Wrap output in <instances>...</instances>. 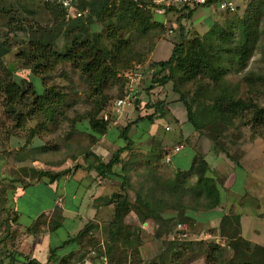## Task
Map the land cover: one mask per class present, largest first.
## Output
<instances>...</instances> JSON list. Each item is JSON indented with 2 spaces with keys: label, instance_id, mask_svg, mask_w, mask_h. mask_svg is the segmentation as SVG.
<instances>
[{
  "label": "rangeland",
  "instance_id": "374dc122",
  "mask_svg": "<svg viewBox=\"0 0 264 264\" xmlns=\"http://www.w3.org/2000/svg\"><path fill=\"white\" fill-rule=\"evenodd\" d=\"M231 1L235 7L234 12L231 13L218 10V4L214 2L191 7L192 9H185L181 5H174L171 9L152 6L156 10L154 12L153 9L150 23L157 25L156 27L146 33H139L136 30L119 33V36L125 39L130 46L132 43V51L141 56V59L138 63L132 61L131 67L123 70V73L120 72L121 70L117 71V81H108L104 85L102 96L107 99L105 105L108 106L112 100L123 96L121 92L126 90L122 88L120 91V82L126 71L139 68L141 73H144V79L135 94L137 99L134 100L133 108L129 107L125 110L124 118L118 120L113 116V111L112 114L108 111L111 121L108 123L107 132L102 136L96 137L87 129L84 116L91 109L93 98L88 95V88L83 84L80 75L67 64L54 68L43 82L44 86L53 87L55 91L62 94L61 108L53 120L41 115L30 116L23 120L19 128H16L13 117L17 112L26 116L27 108H14V114L11 115L4 108L3 96L0 93V264H22L25 258H32L31 260L38 264H48L46 257L28 249L31 241L26 239L27 236H31V233L18 224L24 225L29 220L32 221V217L39 212L40 208L49 204L48 198L58 194H56V185H62V179H68L69 181L64 182V185L66 188L73 189L71 180L75 181L83 175L86 183L94 182L93 186H87L86 202L90 206H97L98 209L95 217H91V221L79 224L81 229L78 230L80 233L82 230V233L76 244L77 251L70 254V258H64L62 264L75 263L83 257L87 249H90L89 251L96 249L94 248L95 243L105 247L114 208L113 203L107 204L110 197L117 194L133 207L138 191L140 197L158 196L159 192H155L152 196L148 195L149 187L153 186L149 180H145V184L141 182L149 179L148 175H153L160 182L172 181L178 172L172 167L190 165L191 154L186 147L193 150L194 158L204 161L207 167L206 175L211 177L216 185L219 203L214 211L221 210V214L232 216L241 204L244 206L248 204L245 210L256 215L264 211V128L251 124L252 114L250 112L237 113L235 118L227 123L221 122L214 115L202 112L208 108L213 98L200 99L194 96V93L198 86L206 85L210 88L211 82L197 73L189 75L185 67L179 69L174 67L175 64L171 71L167 67L161 70L157 66V63L165 61L161 59H166L169 55L167 50L171 51L176 46L182 45V57L187 46L191 50L190 55V53L194 54L195 51H199L200 45L203 52L208 55L212 53L215 65L223 68L221 80L224 82L226 91L234 99L245 103L251 102L253 106L263 108L264 0H262L261 13L255 17L256 34L251 35L253 38L248 36L249 42L254 41V43L250 55L241 65L243 67L236 65L229 52L242 41L245 35L242 34V28L239 25L247 15L248 6L251 3L257 4L259 0ZM42 2L44 1L4 0L2 2L0 43H6L9 49L2 61L5 69L14 75L12 79L19 77L33 82L36 79L29 70L22 69L18 54L22 52L31 37L28 33L30 26L50 24L49 17L41 9ZM191 10L192 14H189ZM9 20L13 23H9ZM109 22L112 26H108L107 21L105 23L96 22L92 27L93 32L105 36L117 27L115 20L111 19ZM171 25L174 26L172 34H167ZM219 33H224V39L215 42L214 36ZM152 75L157 80L163 76H169V81L154 86L150 81ZM35 87L41 90L40 85L35 84ZM180 98H183L184 104L189 107V114L195 122V130L186 121L185 106ZM27 102L29 103L30 100ZM156 102L162 103L161 110L164 116L161 119L154 118L150 124L147 122L132 124L127 132L130 145L120 153L119 162L112 168L113 172L125 175L127 185L120 186V180L101 176L93 169L97 163L94 158L106 163L113 153L124 147V142L118 138L123 126L127 124V121L133 122L137 117L149 116L153 112L150 106ZM175 109L181 112L183 125L176 138L172 136L165 138L163 133L162 137L157 138L154 135L157 129L155 126L152 134L148 132L154 124L166 125L170 127L169 130L175 128L174 124L167 119L168 114ZM186 130L192 131L188 133ZM174 131L172 135L175 134ZM164 133L168 132L164 130ZM89 135H93L95 139L92 140ZM174 146H178L179 151L183 147V150L173 156L170 164H165L164 157L172 154L171 148ZM35 147H44V150L34 149ZM218 153L220 161L217 159ZM228 161L237 162L236 170L243 167V171L237 173L238 177L241 175L243 179L246 178L241 186L243 193L242 190L237 191L230 187L231 181L226 179L229 175L228 170L225 169ZM30 169L51 173L67 171V173L59 178L61 180L58 179L53 183H48L47 179H43L44 182L52 185L53 191L47 185L33 186L37 182L35 172L31 173ZM181 173H186V171ZM194 181V177H188L187 184H192ZM166 200L169 204L162 208L161 218L164 220L162 223L154 224L148 219L138 226L131 213L122 219L123 224H131L135 229L139 242L138 257L133 251L129 252L125 264H211L210 260L206 262L208 260L206 252L210 249L208 245L210 243L221 247L224 245V240L218 235L217 225L212 222L203 223L201 217L204 213L200 212L195 213L199 219L196 218L192 225L181 226L184 230L183 234L177 236V227L174 233L172 232L173 234H169L173 229V222L177 219L173 209L177 207V204L174 199L166 198ZM67 201L71 202L69 206L66 205L67 209L73 210L75 200L68 197ZM61 203L58 201L55 206L58 211L62 207ZM192 203V206L200 209V203ZM52 212L48 216L38 218L39 221L36 222L38 226L31 224L29 229L32 232L39 230L40 233L43 227L46 228L45 222L54 219L55 214ZM70 217L76 218L73 214ZM247 224H244L246 225L243 230L244 238L255 236L257 243L264 245V229L260 226V222L254 228L252 221L250 222L251 227H247ZM73 227L74 222L66 220L64 229L70 231ZM86 227L89 230L83 234ZM251 229L258 231L259 234L255 235ZM61 234L65 233L56 234V237L59 238ZM34 236H32L33 243L42 245V237ZM239 236L242 238L240 228ZM50 240L51 245L56 244L54 237ZM186 243L190 246L189 244L186 246ZM259 247L260 245H249L247 253L256 252L255 250ZM38 250L40 251L41 247H38Z\"/></svg>",
  "mask_w": 264,
  "mask_h": 264
},
{
  "label": "trees",
  "instance_id": "16d2710c",
  "mask_svg": "<svg viewBox=\"0 0 264 264\" xmlns=\"http://www.w3.org/2000/svg\"><path fill=\"white\" fill-rule=\"evenodd\" d=\"M3 1L0 0V9H3ZM212 2L218 4V0H212L205 5ZM262 3V0L257 1L255 5L251 3L248 6L247 15L240 22L241 32L245 35L241 39L242 41L237 43L233 47V50L229 52L237 66L243 67L241 65L250 55L254 41L249 42V37L256 34L255 17L261 13ZM73 4L78 11L84 12V15L77 19L65 20L61 7L51 1L42 2L41 9L49 17L50 24L44 26L34 25L28 28V33L31 37L28 39L22 52L18 54V60L21 62L22 69L29 70L35 76L34 82L31 80L26 81L19 77L12 79L14 75L5 69L2 61L9 49L6 43H0V93L3 96L4 108L11 115L14 114V108H27L28 113L26 116L20 112L15 114L13 118H15L16 128H19L23 124V120L30 116L41 115L44 118L53 120V117L61 108L62 94L55 91L53 87L44 86L43 82L54 68L67 64L80 75L83 84L88 88V95L90 98H93L91 109L84 116L87 129L96 137L104 135L108 130V123L111 118L109 117L108 121H103L101 118L103 110L105 111L107 108V105H105L107 99L105 96H102L103 87L108 81L118 80L116 78L117 71L121 70L120 72L123 73V70L131 67L130 63L132 61L138 63L139 59H141V56L136 55L132 51V43L130 42V46L125 39L119 36V33L130 30L146 33L151 28L157 26L150 23L151 14L153 9H155L152 5H149L150 3L143 9L136 8L129 0H118L117 2L110 0H73ZM155 7L158 8V6ZM159 8L161 7L159 6ZM162 8L171 9L173 6H163ZM183 8L192 9L189 6H183ZM189 14H192V10ZM111 19L117 23V27L114 30L106 33L105 36L93 32L92 27L96 22L105 23L107 21L108 26H112L109 22ZM9 23H13L12 20H9ZM224 36V33L215 34V42L223 41ZM198 49L199 51H195L196 53H190L189 55L191 50L187 46L184 50L186 52L181 57V54H183L182 45L176 46L169 51L168 58L165 61L157 63V66L161 70L167 67L171 71V68L175 64L174 67H178L179 69L185 67L189 75L197 73L211 82L210 88L206 85L198 86L194 93V96L200 99L213 98L208 108L202 110V112L214 115L224 123L235 118L237 113L244 114V112H250L252 114L251 124L255 127L264 128V107L258 108L253 106L251 102L245 103L239 99H234L226 91V87L223 85L224 82L221 80L223 68L215 65L211 52L210 55L203 52L200 45ZM155 78L153 75L150 77V81L154 86L169 81V76H163L158 80ZM125 82L124 79H121L120 91H122ZM35 84L40 85V91L35 87ZM28 100H30L29 103L27 102ZM180 101L185 106L186 121L195 130V122L189 114V107L184 104L183 98H180ZM150 107L153 108V112L149 116L145 118L136 116L137 118L135 117L136 119L133 122L127 123L119 132L118 138L124 142V147L119 148L113 153L106 163L99 162L97 158H94L97 163L93 169L98 171L101 176L120 180V186L127 185L125 175L113 172L112 168L119 162L120 153L125 151L130 145L127 137L130 126L138 122L150 124L154 118L161 119L164 116L161 110V102H156ZM135 114H137V111ZM89 137L92 140L95 139L93 135H89ZM34 149L41 151L44 150V147H35ZM30 172H35L36 182L41 183L43 179H47L48 183H53L67 173V171L51 173L34 171L33 169H30ZM206 174L207 167L204 161L199 158H193L186 173L178 171L172 181L160 182L153 175H148L149 179H144L141 182V184H145V180H149V183L153 186L149 187L148 195L152 196L155 192H159L158 196L140 197V192L138 191V195L135 197V205L131 207L123 197L113 194L107 201V204L113 203L114 205L113 217L108 226V242L104 247V254L108 260V264H125L131 251L138 257L137 246L139 242L135 229H133L131 224H123L122 219L131 213L135 217L138 226L148 219L153 221L154 224L162 223V221L164 222L161 218L162 208L169 204L166 198L174 199L177 204V207L173 208L177 219L173 222V229L169 234H173L178 225H192V222L197 218L195 213H204L203 216L212 214L211 218H218L217 232L219 237L224 240V245L221 247L218 244L210 243L208 245L210 249L206 252L208 258L206 262L210 260L211 264H264V247H259L255 250L256 252L247 253L249 243L239 236V218L235 215H215L217 211H214V209L219 203V193L212 178ZM191 176L194 177L195 181L192 184H187V179ZM161 197L166 198L162 199ZM192 202L200 203V209L192 206ZM57 211L54 208L52 212L55 214L54 219L45 222V227L49 232H54L61 226L62 219L60 212ZM15 216L17 217L16 213ZM41 217L44 216H39L38 218L40 219ZM38 218L32 223L33 225L35 224V227L38 226L36 224L39 221ZM197 219H199V216ZM26 230L31 233V236L39 233V230L32 232L29 227ZM88 230V227H86L83 230V234ZM176 232L177 235H181L184 233V230H176ZM81 233L79 231L73 239H68L63 244L70 242L77 244ZM97 244L95 243L96 246L94 248L99 249ZM185 245L188 246L187 243ZM53 250L50 251V256L47 259L48 264L54 259ZM89 250H86L83 257ZM83 257L79 258V260L83 259ZM67 258H70V256ZM22 264L38 263L25 258Z\"/></svg>",
  "mask_w": 264,
  "mask_h": 264
},
{
  "label": "crops",
  "instance_id": "0c3cea01",
  "mask_svg": "<svg viewBox=\"0 0 264 264\" xmlns=\"http://www.w3.org/2000/svg\"><path fill=\"white\" fill-rule=\"evenodd\" d=\"M171 26H173V25H171ZM167 51H168V54H169V50H167ZM167 58H168V55H167L166 59ZM161 60H165V59H161ZM167 119L170 120V122L173 123L174 126H175V128L169 130L168 133H164V130H163L164 127H168V126L163 125V124H162V126H160L158 124L152 125V128H150V130H148V132L152 134L153 131H154L153 128L155 126V127H157V129H155L156 132L154 133V135L157 138L162 137V133H163V136L165 138H166V136L167 137L170 136V138H171V136H172V138H174V137L176 138L178 136V131L181 130V127L183 126L182 125V121H181V119H182L181 112L178 109H175L171 114H168ZM127 123H130V121H127ZM175 129L177 130L176 132L174 131ZM172 130L175 133L174 135H172L173 134V131ZM186 131H188V133H189V131H192V130H186ZM186 148L189 150V152L191 154V161H192V159L194 158L193 150H191L188 147H186ZM182 150H183V147H182ZM182 150H180V151H182ZM180 151H178L177 153H179ZM177 153H172V154L165 155V156H168L167 158L169 160L168 163H165V164H170L171 163V159ZM218 155H219V153L217 154V159H218V161H220V156H218ZM165 158L166 157H164V160H165ZM191 161H190V164H191ZM220 163H222V162H220ZM226 164H227V166H226L225 169L228 170V172H229V175H228V177L226 179L229 182L231 181L230 187H232L234 190H237V191L238 190H242L241 189L242 182H244V179L246 180V178L243 179V177L241 175H239V177H238L237 176V173L239 171H241L243 169V167L241 169L236 170L237 169L236 166H238V164H237L236 161H234V162L228 161V163H226ZM189 166L188 167H185V166L182 167V166H180V167H177V168H174V167H172V168L175 169V170H178L180 172H183V171H186L189 168ZM85 178H86V176H85ZM59 180H61V179H59ZM68 181H69L68 179H62V185H60V184H57L56 185V194L57 193L58 194L57 195H53V196L51 195V197L48 198L49 204L44 205V207L40 208L39 212L32 217V221L29 220L24 225L18 224L20 227L27 228L39 216H48V215H50V213L54 210L57 202L58 201H61L62 202L61 203V206L62 207L59 208L60 209L59 210L60 216H61V219H62L61 220V223H60L61 226L57 230H55L54 232H49L47 230V228H44L43 227L42 230H41V232L38 235L34 236V237H38V236H41L42 237L41 243H43L42 244L43 246L42 245L39 246L37 244H34L35 242L33 243L32 236H27V239H26V240L29 239L31 241L30 242V246H29L28 249H31L33 253H38V254L43 255L44 258L46 257L48 259L49 256H50V251L53 250V249H56V250H53L54 251V255H53L54 256V259H52L49 262V264H62L63 263L62 260H64V258L70 256V254H72V253H74V252L77 251V248H76V244L75 243H71V242L70 243H67V244H63V243L66 242V241H68V239H73L75 237V235L77 234V230L78 229L79 230L81 229L80 226H79V224L80 225L82 223L84 224V221H91V217H93V218L95 217V215L97 213L96 210L98 209L97 206L96 207L95 206H90L86 202L87 201L86 200V196L88 194V192H87V186L88 185H89V187L90 186H93L94 185V182L93 183H90L91 181H89V182L86 183V181L84 180V175H83V177H80V178L76 179L75 181L74 180H71V184L74 187H73V189H70V188H66L65 185H64V182H68ZM225 182L223 183V185L225 184ZM96 183H98V181ZM37 185H47L48 188H51V190H53L52 185L47 184L44 181L42 183L41 182H37L36 184H33V186H37ZM241 192L243 193V190ZM68 197L71 200H75V204H74V206L72 208L73 210H71L70 208L67 209V206L66 205L69 206V204H71V202H68L67 201V198ZM96 199H95V201H96ZM263 199H264V197H263ZM251 205H253V204H251ZM238 207H239L237 209L238 211L236 213H234L233 215H235V216H237L239 218L238 222H239V228L241 230L242 239L245 240V241H247L250 246L260 245V247L261 246L264 247V245L257 243V240L254 238L255 236H253L251 238H244V236H243L244 235V231H243L244 230V226H246L244 224L245 223L247 224V222H248L247 227H251L250 222L252 221L253 222V224H252L253 228L256 227L257 224H259V222H260V226L264 229V211H262V213H261L262 215L260 213L258 215H256L255 213H252V212H250L248 210H245L246 207H248V204L246 206H244V205L241 204ZM257 208L260 209V207H257ZM222 210H223V213H224V205L222 206ZM70 212H72V213H70ZM220 212H221V210H218L215 213V215H217V216L226 215V214H221L222 212L221 213ZM69 214H71V215L73 214L74 217H76V218L70 217L71 215L68 216ZM249 216L252 217V218H250ZM201 219H202L201 221H203V223L212 222V223H214L215 225L218 226V218H211L210 215H207V216H202ZM66 220L67 221H70V222L72 220L74 222L73 230L68 231V230H65L64 229ZM17 223H18V219H17ZM181 226H184V225H181ZM251 230L254 232L255 235H258L259 234L258 231L254 230V229H251ZM57 231H59V232H57ZM61 232L65 233V234L64 235L61 234L59 238L56 237V234H59ZM53 237L55 238L56 244H52L51 245V240L50 239H52ZM190 240H193V239H190ZM60 245H62V246L60 247ZM189 246H190V244H189ZM38 247H41V250L40 251L38 250ZM33 253H31V254H33ZM30 259H32V258H30Z\"/></svg>",
  "mask_w": 264,
  "mask_h": 264
},
{
  "label": "built area",
  "instance_id": "2783aa9c",
  "mask_svg": "<svg viewBox=\"0 0 264 264\" xmlns=\"http://www.w3.org/2000/svg\"><path fill=\"white\" fill-rule=\"evenodd\" d=\"M43 1H51L54 4L58 5L63 9L64 13V19L65 20H73L80 18L82 15H84V12L78 11V9L73 4V0H43ZM113 2H117L118 0H110ZM131 3L138 9L146 8L148 3L152 4V6H160V7H170L174 5H181V6H189V7H195V6H203L206 3L212 1V0H129ZM147 3V4H146ZM149 4V5H150ZM156 9H154L155 12ZM218 10L220 11H226L228 13L234 12L235 7L231 0H218ZM159 12V11H156ZM174 26H171L167 34H172V29ZM138 68V67H136ZM147 75V72L145 73V76ZM123 79L126 81L125 85L123 87L124 91H122L123 96L121 98H116L111 101V104H109L105 110V112H102L101 118L103 121H108L110 117V113L108 111H112L113 116L117 118L118 120L124 118L125 110L129 107L133 108L134 100H136L135 94L138 91V88L140 87V83L142 79H144V73H141V71L138 69L134 70H128L123 75ZM128 83V86H127ZM127 87V88H126ZM111 119L109 120V122ZM165 131H168L169 128L165 127ZM179 151L178 146H174L171 149L172 153H177ZM165 163H168V156H165ZM177 231H181L182 227L181 225L177 226ZM180 235V234H179ZM177 235V236H179ZM99 249L88 251L86 255L83 257V259L75 262L74 264H108V260L104 254V247L98 246Z\"/></svg>",
  "mask_w": 264,
  "mask_h": 264
}]
</instances>
